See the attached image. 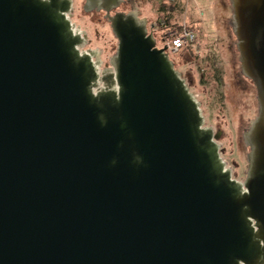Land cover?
<instances>
[{
	"label": "water",
	"instance_id": "obj_1",
	"mask_svg": "<svg viewBox=\"0 0 264 264\" xmlns=\"http://www.w3.org/2000/svg\"><path fill=\"white\" fill-rule=\"evenodd\" d=\"M80 1L111 67L74 0H0V264H264V0H229L258 104L241 181L156 26Z\"/></svg>",
	"mask_w": 264,
	"mask_h": 264
},
{
	"label": "rangeland",
	"instance_id": "obj_2",
	"mask_svg": "<svg viewBox=\"0 0 264 264\" xmlns=\"http://www.w3.org/2000/svg\"><path fill=\"white\" fill-rule=\"evenodd\" d=\"M160 1V10L156 0H142L138 8L150 20L156 16L169 18L164 27L157 28L159 35L167 28L178 29L180 24L195 30L197 43L192 52H180L171 58L202 102L206 124L215 132L218 129L224 132L220 138L222 156L228 167L236 166L234 177L244 180L250 149L245 145L243 132L249 126L247 123L257 116L258 104L254 83L240 71L237 38L229 25L232 17L229 0H166L167 4ZM122 8L128 10L125 3ZM71 18L91 39L85 43V49H101L103 65L111 67V58L119 44L111 23L96 22L89 15H82L80 0H74Z\"/></svg>",
	"mask_w": 264,
	"mask_h": 264
},
{
	"label": "built area",
	"instance_id": "obj_3",
	"mask_svg": "<svg viewBox=\"0 0 264 264\" xmlns=\"http://www.w3.org/2000/svg\"><path fill=\"white\" fill-rule=\"evenodd\" d=\"M177 29L167 28L165 33L159 35L160 29H155L158 48H165L168 44L166 52L173 56L179 55L180 52L192 49L197 43L196 32L193 28L182 25Z\"/></svg>",
	"mask_w": 264,
	"mask_h": 264
},
{
	"label": "flooded vegetation",
	"instance_id": "obj_4",
	"mask_svg": "<svg viewBox=\"0 0 264 264\" xmlns=\"http://www.w3.org/2000/svg\"><path fill=\"white\" fill-rule=\"evenodd\" d=\"M170 1H172V2H174L175 0H170ZM156 2H157V5H158V7H159V10L161 9V3H162V1H160V0H156ZM126 3H127V6H128V10H125V9H123L122 8V6L120 7V8H118V9H116V10H113L111 13L112 14H114V13H116L117 11H126V12H130V11H137L138 12V14H139V16H140V18H145V16H143L141 13H140V11H139V8H138V6H139V4H141L142 3V0H126ZM163 3L165 4H167V2H166V0L165 1H163ZM172 4H174V3H172ZM95 11L94 12H104L105 14H104V18L108 21V19L106 18V15H107V12L105 11V10H96V9H94ZM147 19V18H146ZM164 22H165V20H163L162 18L160 19V17H158V16H156L155 17V20H150L149 18H148V30L151 32L152 30H151V26L152 25H155L156 26V28H160V26L161 27H164L163 26V24H164ZM166 27V26H165ZM89 40H90V38H87L86 39V42H89ZM230 47V46H229ZM183 52H185L186 54L188 53V54H190L192 51L191 50H185V51H183ZM197 57H199L198 55H196ZM175 63V62H174ZM175 64H177V63H175ZM105 65L107 66V64H104L103 66L105 67ZM177 66V65H176ZM177 68V67H176ZM178 69V68H177ZM216 131H221V137L223 136V134H224V132L221 130V129H218V130H216ZM220 137V138H221ZM219 142H220V140H219ZM235 168H236V166H233L232 167V169H233V171H232V173L234 174V176L236 177V175H235V173H234V170H235Z\"/></svg>",
	"mask_w": 264,
	"mask_h": 264
},
{
	"label": "trees",
	"instance_id": "obj_5",
	"mask_svg": "<svg viewBox=\"0 0 264 264\" xmlns=\"http://www.w3.org/2000/svg\"><path fill=\"white\" fill-rule=\"evenodd\" d=\"M169 21V18H165V22L167 23ZM190 50H192V49H190Z\"/></svg>",
	"mask_w": 264,
	"mask_h": 264
},
{
	"label": "crops",
	"instance_id": "obj_6",
	"mask_svg": "<svg viewBox=\"0 0 264 264\" xmlns=\"http://www.w3.org/2000/svg\"><path fill=\"white\" fill-rule=\"evenodd\" d=\"M191 28V27H190Z\"/></svg>",
	"mask_w": 264,
	"mask_h": 264
}]
</instances>
